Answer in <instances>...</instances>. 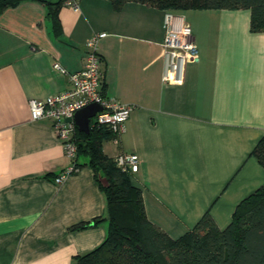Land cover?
<instances>
[{
    "label": "crops",
    "instance_id": "1",
    "mask_svg": "<svg viewBox=\"0 0 264 264\" xmlns=\"http://www.w3.org/2000/svg\"><path fill=\"white\" fill-rule=\"evenodd\" d=\"M165 12L79 0L78 10L60 6L59 36L46 2L25 0L0 14V264H72L106 237L107 219L73 229L106 217L88 158L56 184L70 159L52 121L33 120L29 106L69 86L95 32H106L98 41L104 95L134 106L120 143L106 139L103 150L139 155L131 179L151 222L174 239L205 214L224 229L264 185L253 153L264 136V31L251 30L249 8L175 12L191 25L199 51L179 81L164 82Z\"/></svg>",
    "mask_w": 264,
    "mask_h": 264
},
{
    "label": "trees",
    "instance_id": "2",
    "mask_svg": "<svg viewBox=\"0 0 264 264\" xmlns=\"http://www.w3.org/2000/svg\"><path fill=\"white\" fill-rule=\"evenodd\" d=\"M25 0H0V14ZM120 7L127 1L142 2L177 12L196 8L251 10V30L264 31V0H112ZM48 6L47 17L53 32L62 33L59 8L63 0ZM113 138L105 126L79 131L78 158L84 155L99 182L106 200V217L76 224L86 228L108 221L105 239L96 248L74 257L72 264H264V185L236 207L229 225L221 229L210 214L179 238L170 237L146 214L142 190L129 173L123 172L116 157L108 156L103 142ZM264 166V136L253 151ZM77 158V159H78ZM79 166L80 163H77ZM105 179V180H103Z\"/></svg>",
    "mask_w": 264,
    "mask_h": 264
},
{
    "label": "built area",
    "instance_id": "3",
    "mask_svg": "<svg viewBox=\"0 0 264 264\" xmlns=\"http://www.w3.org/2000/svg\"><path fill=\"white\" fill-rule=\"evenodd\" d=\"M63 4L76 10L79 0H63ZM165 36L162 42L164 54V82L179 81L187 61L198 54L191 25L181 15L173 11L165 12ZM106 32H95L86 41V62L82 69L69 73V86L56 94L45 98L29 100L33 120L50 119L61 140L65 154L70 159L56 177V184H61L68 176L78 171V146L76 142L77 125L74 121L76 112L83 107L97 102L103 109L91 120V128L109 127L113 132V141L120 143L121 135L126 130V122L134 106L104 95L102 91L104 76L101 69L102 57L98 50V41ZM54 67L65 72L64 67L55 63ZM118 167L125 173L133 174L140 168V157L136 153L121 152L116 156Z\"/></svg>",
    "mask_w": 264,
    "mask_h": 264
},
{
    "label": "water",
    "instance_id": "4",
    "mask_svg": "<svg viewBox=\"0 0 264 264\" xmlns=\"http://www.w3.org/2000/svg\"><path fill=\"white\" fill-rule=\"evenodd\" d=\"M48 4L57 5L62 0H40ZM103 107L97 102H93L82 109L78 110L74 116V121L79 131L90 133L91 131V120L97 112L101 111Z\"/></svg>",
    "mask_w": 264,
    "mask_h": 264
}]
</instances>
